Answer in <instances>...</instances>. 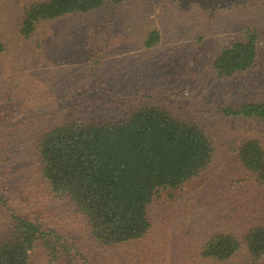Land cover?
<instances>
[{
    "label": "rangeland",
    "instance_id": "1",
    "mask_svg": "<svg viewBox=\"0 0 264 264\" xmlns=\"http://www.w3.org/2000/svg\"><path fill=\"white\" fill-rule=\"evenodd\" d=\"M38 1L0 0V154L2 144L12 147L8 198L18 200L15 211L65 235L73 264H203L200 249L211 235L244 229L254 218L264 223V189L236 154L247 141L264 148V119L223 114L225 107L264 103V0H122L43 24L25 39L18 22ZM247 26L260 34L256 66L218 77L214 60ZM152 31L160 41L146 48ZM151 105L200 125L214 156L187 185L154 197L145 238L98 245L73 207L53 200L38 178L34 137L69 118L114 119ZM31 264H47L43 253L35 251Z\"/></svg>",
    "mask_w": 264,
    "mask_h": 264
},
{
    "label": "trees",
    "instance_id": "2",
    "mask_svg": "<svg viewBox=\"0 0 264 264\" xmlns=\"http://www.w3.org/2000/svg\"><path fill=\"white\" fill-rule=\"evenodd\" d=\"M121 2H34L23 9L17 32L30 39L43 24ZM243 31V38L224 48L214 60L213 69L218 77L231 78L256 66L259 30L247 26ZM159 41V33L152 31L144 46L152 48ZM5 50L0 34V57ZM223 114L264 119V103L225 107ZM34 139L31 149L38 159V178L49 196L72 206L86 222L92 239L104 247L145 238L152 229L149 208L154 197L187 185L210 165L215 152L200 125L152 105L114 119L69 118L39 132ZM1 147L0 155L4 157H0V264H31L35 251L43 253L47 264H73L74 246L65 235L48 227L44 220L13 209L19 202L12 203L8 198L13 189L9 179L12 147ZM236 154L240 165L252 175L253 183L264 189V148L256 141H247ZM244 226L211 235L200 249V263L236 264L243 254V264H264V223L254 218Z\"/></svg>",
    "mask_w": 264,
    "mask_h": 264
}]
</instances>
